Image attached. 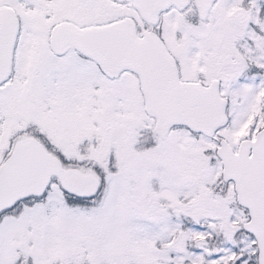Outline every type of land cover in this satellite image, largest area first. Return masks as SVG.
Listing matches in <instances>:
<instances>
[{"label":"snow or ice","instance_id":"1","mask_svg":"<svg viewBox=\"0 0 264 264\" xmlns=\"http://www.w3.org/2000/svg\"><path fill=\"white\" fill-rule=\"evenodd\" d=\"M0 264H264V0H0Z\"/></svg>","mask_w":264,"mask_h":264}]
</instances>
